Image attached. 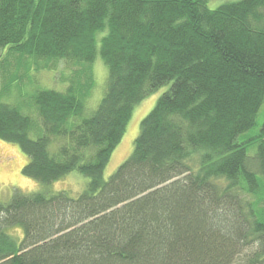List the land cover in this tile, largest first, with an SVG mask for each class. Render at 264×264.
Listing matches in <instances>:
<instances>
[{
	"label": "trees",
	"instance_id": "obj_1",
	"mask_svg": "<svg viewBox=\"0 0 264 264\" xmlns=\"http://www.w3.org/2000/svg\"><path fill=\"white\" fill-rule=\"evenodd\" d=\"M0 59L1 96L53 61L108 66L84 118L70 87L37 90L26 111L0 100V138L29 158L24 175L88 178L77 196L0 202V264H264V122L250 133L264 0H0ZM167 85L106 177L136 106Z\"/></svg>",
	"mask_w": 264,
	"mask_h": 264
},
{
	"label": "rangeland",
	"instance_id": "obj_2",
	"mask_svg": "<svg viewBox=\"0 0 264 264\" xmlns=\"http://www.w3.org/2000/svg\"><path fill=\"white\" fill-rule=\"evenodd\" d=\"M50 66V68L41 67L38 69L32 67L26 73L27 78H24L22 84L14 85L11 90L5 92L2 96L0 95V100L18 105L22 111H26L30 110V105L33 103L32 96L37 90L53 88L63 91L70 87L76 91L84 92L87 107L91 110L85 113L82 118L88 116L99 105L104 95L108 78V66L98 59L93 63H74L63 60L55 63L53 61L50 63ZM89 77L93 79L91 89H88L90 83ZM2 85L1 78L0 90ZM167 88L168 85L162 86L136 106L127 130L121 142L114 150L105 169L106 177L113 174L122 162L129 157L132 152L133 142L139 133L142 119L152 110L158 98ZM32 116L38 122L39 128L40 120L38 115L33 113ZM263 122L264 102L257 118L258 128L250 133L256 134ZM38 128L31 132V137L37 138L43 133L42 128L40 130ZM28 160L29 158L21 151L18 144L0 138V202L10 201L17 191L30 193L45 189L49 191L63 190L73 196H77L84 190L88 181L87 177L74 171L61 180L45 184L22 173L23 167L27 164Z\"/></svg>",
	"mask_w": 264,
	"mask_h": 264
}]
</instances>
